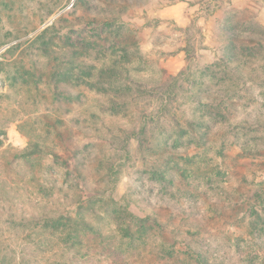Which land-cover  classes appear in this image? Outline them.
Returning a JSON list of instances; mask_svg holds the SVG:
<instances>
[{
  "label": "rangeland",
  "instance_id": "obj_1",
  "mask_svg": "<svg viewBox=\"0 0 264 264\" xmlns=\"http://www.w3.org/2000/svg\"><path fill=\"white\" fill-rule=\"evenodd\" d=\"M141 3L0 0V264H264V31L238 15L249 58L188 50L169 103H112L99 74L157 89L178 45L140 50Z\"/></svg>",
  "mask_w": 264,
  "mask_h": 264
},
{
  "label": "crops",
  "instance_id": "obj_2",
  "mask_svg": "<svg viewBox=\"0 0 264 264\" xmlns=\"http://www.w3.org/2000/svg\"><path fill=\"white\" fill-rule=\"evenodd\" d=\"M135 11L136 23L143 30L139 46L145 54L156 48L157 33L163 31L166 38L163 49H168L173 41L168 38L172 28L179 30L175 51L165 54L163 59V69L172 75L185 67L186 52L191 48L196 54L207 56V63H212L218 48L227 40L225 26L233 17L252 11L264 31V0H142ZM193 28L198 32L197 37L191 34Z\"/></svg>",
  "mask_w": 264,
  "mask_h": 264
},
{
  "label": "trees",
  "instance_id": "obj_3",
  "mask_svg": "<svg viewBox=\"0 0 264 264\" xmlns=\"http://www.w3.org/2000/svg\"><path fill=\"white\" fill-rule=\"evenodd\" d=\"M236 17L231 18L229 21H227L226 25L229 26V28H225V37L227 38V44L232 47L231 51H237V47L239 46V52H241V58L247 57L249 58L250 55H245V50L241 48L243 45L242 42L239 43V45L236 42V38H239L243 41H252V36L250 34H247L245 37L240 35H236L234 32H236V28H234L232 25L234 24V20ZM247 33V32H246ZM190 50V49H188ZM186 52V61L189 56V52ZM263 50V47H262ZM191 52H194L193 48H191ZM245 52V53H244ZM221 63H223V68H232L235 67L236 70H239V60L237 58H232V57H227L226 59H220L219 60ZM184 68L176 75H172L167 73L165 70L164 74V81L157 86V89L155 88H150L146 86L145 82H142L139 80V77L136 76L135 73L130 74L128 69H122L118 68L116 64L113 62L111 67L106 70V72H103L99 74V77L97 80H112V79H122L124 81V88L128 89V92L124 98L120 99H112V103H124L125 105H131L133 103H138L141 99H153L157 103L159 102L160 104L163 103V101L166 100L167 103H169L174 97H175V87H176V82L179 78V76L182 74ZM224 73L225 71L222 70ZM252 197L255 198H263L264 197V192H253ZM38 212L33 211L31 214V217L35 216ZM79 223L82 225H85V220L79 219ZM129 229L131 227L129 226ZM191 258V257H190ZM194 259V262L197 264H210L209 262H205L204 260H201L199 258H191ZM193 261V260H192Z\"/></svg>",
  "mask_w": 264,
  "mask_h": 264
}]
</instances>
